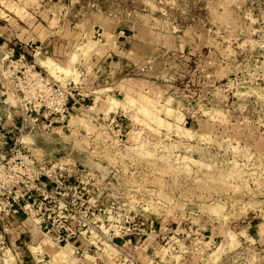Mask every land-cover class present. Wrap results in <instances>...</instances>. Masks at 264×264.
<instances>
[{
  "label": "clouds",
  "instance_id": "clouds-1",
  "mask_svg": "<svg viewBox=\"0 0 264 264\" xmlns=\"http://www.w3.org/2000/svg\"><path fill=\"white\" fill-rule=\"evenodd\" d=\"M0 264H264V0H0Z\"/></svg>",
  "mask_w": 264,
  "mask_h": 264
}]
</instances>
